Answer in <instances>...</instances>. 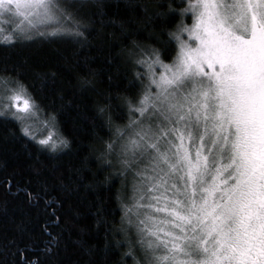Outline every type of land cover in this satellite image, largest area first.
<instances>
[{
	"label": "snow or ice",
	"instance_id": "obj_1",
	"mask_svg": "<svg viewBox=\"0 0 264 264\" xmlns=\"http://www.w3.org/2000/svg\"><path fill=\"white\" fill-rule=\"evenodd\" d=\"M38 37L79 45V88L109 82L81 114L109 130L96 157L108 175L93 195L79 169L0 158V264H264V0H0V46ZM72 103L57 72L28 80L0 62V123L26 142L68 147L58 116Z\"/></svg>",
	"mask_w": 264,
	"mask_h": 264
},
{
	"label": "trees",
	"instance_id": "obj_2",
	"mask_svg": "<svg viewBox=\"0 0 264 264\" xmlns=\"http://www.w3.org/2000/svg\"><path fill=\"white\" fill-rule=\"evenodd\" d=\"M180 0H177V4ZM120 16L127 18L130 13L124 9H120ZM186 22H189L186 19ZM177 21H173L172 27ZM155 34L159 35L162 28L157 23ZM166 39V36H162ZM79 45L70 38L63 39H43L36 38L32 42L15 48H4L0 46V62L7 59L9 67L13 65H21V70L28 80H32L35 72H57V86L65 89V95L73 101L72 105L64 107L59 113L60 127L63 135L69 140V146L58 149L56 151H48L42 149L35 142L27 141L17 131L18 126L13 121H9L7 125L0 123V137L6 135V128L17 131V139H10L4 142L0 139V158L8 161V171L14 168L24 169L28 164H34L37 168L43 170L47 175L48 170L59 169L65 173L80 170L82 189L95 194L93 188L101 186L100 181L104 180L108 172L99 170V164L96 157L99 154L101 147V139H107L109 130L106 126L99 123L98 120H85L84 116L91 117L94 114L95 107L104 102V95L110 88V84L106 78L103 81H97L95 90L79 88L76 76L80 75L77 67L78 57L74 56ZM114 119L120 117L119 123H123V113L114 111ZM95 125V127H94ZM27 144L25 147L24 144ZM31 152V156L28 153ZM5 173L0 172V179ZM30 173L25 172V176ZM20 179L23 183V179ZM33 180L35 178L33 177ZM110 185H103L107 189ZM35 187V183L33 184ZM112 192L110 209L112 215L109 219H119V205L116 202L115 192L120 188V184L112 181ZM91 197H89L90 199ZM9 211L19 215V210L16 208V200L9 197ZM87 211V202L84 205ZM84 224L91 225L92 231L88 235V243L94 247H101L104 241V233L102 230H96L90 214L82 217ZM38 228V225H37Z\"/></svg>",
	"mask_w": 264,
	"mask_h": 264
}]
</instances>
